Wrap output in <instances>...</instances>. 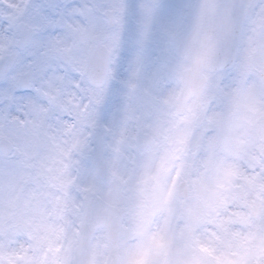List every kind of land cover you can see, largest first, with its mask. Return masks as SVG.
<instances>
[{"label":"snow or ice","instance_id":"obj_1","mask_svg":"<svg viewBox=\"0 0 264 264\" xmlns=\"http://www.w3.org/2000/svg\"><path fill=\"white\" fill-rule=\"evenodd\" d=\"M0 264H264V0H0Z\"/></svg>","mask_w":264,"mask_h":264}]
</instances>
